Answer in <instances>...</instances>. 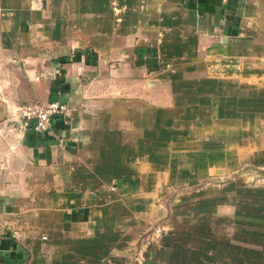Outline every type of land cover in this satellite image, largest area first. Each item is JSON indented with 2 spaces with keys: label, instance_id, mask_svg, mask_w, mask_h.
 Listing matches in <instances>:
<instances>
[{
  "label": "crops",
  "instance_id": "0c3cea01",
  "mask_svg": "<svg viewBox=\"0 0 264 264\" xmlns=\"http://www.w3.org/2000/svg\"><path fill=\"white\" fill-rule=\"evenodd\" d=\"M33 101L72 112L20 129ZM172 131L264 172V0H0V264H264V174L149 238Z\"/></svg>",
  "mask_w": 264,
  "mask_h": 264
},
{
  "label": "rangeland",
  "instance_id": "374dc122",
  "mask_svg": "<svg viewBox=\"0 0 264 264\" xmlns=\"http://www.w3.org/2000/svg\"><path fill=\"white\" fill-rule=\"evenodd\" d=\"M35 102V101H33ZM32 103V102H29ZM37 103V102H35ZM39 104V103H38ZM175 131L171 132V138L166 139L165 148L166 151L170 149V153L164 156L165 162V172L159 173V178L168 179L169 175L172 179L176 181L175 186L159 188L160 195H162L161 202L155 204L161 208L160 211H156L159 218L149 225V238L153 239L156 235H165L171 232L178 226V219L186 218L181 222L180 227L188 228V207L190 198L197 199V202L203 203L201 199L206 195H215L221 191L220 185L230 181L231 179L238 178L248 186L258 185L261 183L260 179L262 177L259 169L253 167V165H235L228 171H218L206 172L204 167H200V163L203 156L200 155L199 148L204 147V141H197L198 151L195 158H197V171L190 172L187 162L188 158H193L194 155H186L183 153L188 151L189 144L192 141L188 140H176L174 137ZM169 134L166 132V136ZM214 143L216 141L214 140ZM169 148V149H168ZM180 149V150H178ZM183 155V156H182ZM154 189H150L153 191ZM191 197L189 198V195ZM193 201H196L193 199ZM194 203V202H193ZM179 227V226H178ZM157 237V238H158ZM185 245H188L186 240Z\"/></svg>",
  "mask_w": 264,
  "mask_h": 264
},
{
  "label": "built area",
  "instance_id": "2783aa9c",
  "mask_svg": "<svg viewBox=\"0 0 264 264\" xmlns=\"http://www.w3.org/2000/svg\"><path fill=\"white\" fill-rule=\"evenodd\" d=\"M71 112L72 108L62 103L49 102L42 105L32 102L17 106L14 116L19 119L18 127L20 129L31 128L36 133L45 134L52 132L51 117L67 119Z\"/></svg>",
  "mask_w": 264,
  "mask_h": 264
}]
</instances>
